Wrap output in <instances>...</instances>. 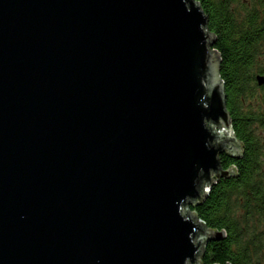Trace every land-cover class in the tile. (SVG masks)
I'll list each match as a JSON object with an SVG mask.
<instances>
[{
	"label": "water",
	"instance_id": "1",
	"mask_svg": "<svg viewBox=\"0 0 264 264\" xmlns=\"http://www.w3.org/2000/svg\"><path fill=\"white\" fill-rule=\"evenodd\" d=\"M211 45L195 0H0V264H200L241 155Z\"/></svg>",
	"mask_w": 264,
	"mask_h": 264
},
{
	"label": "trees",
	"instance_id": "2",
	"mask_svg": "<svg viewBox=\"0 0 264 264\" xmlns=\"http://www.w3.org/2000/svg\"><path fill=\"white\" fill-rule=\"evenodd\" d=\"M195 1L207 17L225 108L241 145L240 156H218L220 168L232 174L220 178L199 205L190 206L207 229L223 233L209 241L200 264H254L261 248L264 253L263 236L249 228L254 214L264 225V139L257 129L264 126V111L253 103L258 95L264 98V85L257 83L264 78V0L258 8L238 5V0Z\"/></svg>",
	"mask_w": 264,
	"mask_h": 264
},
{
	"label": "rangeland",
	"instance_id": "3",
	"mask_svg": "<svg viewBox=\"0 0 264 264\" xmlns=\"http://www.w3.org/2000/svg\"><path fill=\"white\" fill-rule=\"evenodd\" d=\"M244 2V3H243ZM261 2V0H238V5L240 3H243L244 7H251V8H258L260 5L259 3ZM239 9V8H238ZM240 12V13H239ZM238 13L241 17H243L244 13L241 9L238 10ZM263 64H264V61H263ZM253 101V100H252ZM260 101L263 102L262 106L260 107V105H258V103H260ZM253 103L255 104L256 107H259L260 110L264 111V98L261 96V95H258V99L255 101H253ZM258 133L259 135L264 139V126L262 125H259L258 126ZM218 131V130H217ZM264 142V140H263ZM242 215L244 214V212H240ZM237 216H240L238 213H237ZM249 228L251 230H253L255 233L257 234H261L263 237V245L264 246V225L261 226V222L259 220V218L256 216V214L253 215L251 221H249ZM254 264H264V253H263V250L261 248V252H259L257 254V256H255L254 258Z\"/></svg>",
	"mask_w": 264,
	"mask_h": 264
},
{
	"label": "bare ground",
	"instance_id": "4",
	"mask_svg": "<svg viewBox=\"0 0 264 264\" xmlns=\"http://www.w3.org/2000/svg\"><path fill=\"white\" fill-rule=\"evenodd\" d=\"M223 132H225V130H222Z\"/></svg>",
	"mask_w": 264,
	"mask_h": 264
},
{
	"label": "built area",
	"instance_id": "5",
	"mask_svg": "<svg viewBox=\"0 0 264 264\" xmlns=\"http://www.w3.org/2000/svg\"><path fill=\"white\" fill-rule=\"evenodd\" d=\"M203 222V221H202Z\"/></svg>",
	"mask_w": 264,
	"mask_h": 264
}]
</instances>
